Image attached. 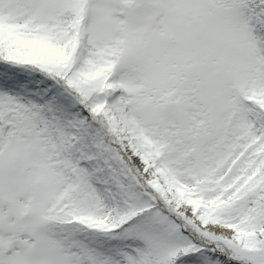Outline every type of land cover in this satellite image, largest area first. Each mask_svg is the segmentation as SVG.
Masks as SVG:
<instances>
[{"label": "snow or ice", "instance_id": "1", "mask_svg": "<svg viewBox=\"0 0 264 264\" xmlns=\"http://www.w3.org/2000/svg\"><path fill=\"white\" fill-rule=\"evenodd\" d=\"M0 264H264V0H0Z\"/></svg>", "mask_w": 264, "mask_h": 264}]
</instances>
